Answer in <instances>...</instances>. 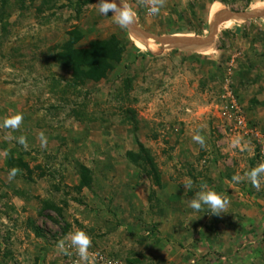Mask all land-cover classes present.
<instances>
[{
  "label": "rangeland",
  "instance_id": "1",
  "mask_svg": "<svg viewBox=\"0 0 264 264\" xmlns=\"http://www.w3.org/2000/svg\"><path fill=\"white\" fill-rule=\"evenodd\" d=\"M98 2L0 0V264H57L58 242L81 229L91 248L127 264H264V179L257 190L245 176L264 162V74L248 70L245 40L264 32V17L229 29L218 22L207 48L171 49L121 28ZM263 2L165 0L152 15L143 0L135 10L153 35L205 39L214 3L225 16ZM236 25L245 31L234 42ZM112 36L125 47L123 62L69 88V48ZM231 92L240 112H231ZM17 113L19 128L4 127ZM138 140L160 186L146 160L127 155L139 152ZM205 183L230 200L224 213L189 207Z\"/></svg>",
  "mask_w": 264,
  "mask_h": 264
},
{
  "label": "clouds",
  "instance_id": "2",
  "mask_svg": "<svg viewBox=\"0 0 264 264\" xmlns=\"http://www.w3.org/2000/svg\"><path fill=\"white\" fill-rule=\"evenodd\" d=\"M97 11L102 15H109L114 18L115 22L123 29L132 28L137 22V13L127 0H99ZM148 11L152 15H157L165 5V0H146ZM164 46V45H163ZM23 114L17 113L4 121V127L17 129L23 122ZM42 147H46L47 139L41 133ZM193 139L198 142L201 147L205 146V138L201 134H196ZM19 142L26 145V138L20 137ZM20 170L18 168L11 169L9 180L14 179ZM245 176L251 181V184L257 190H260L261 180L264 179V162L251 169ZM244 177L239 174H234L232 180L240 182ZM187 190L191 188V183L185 184ZM189 207L195 211H202L204 206L210 209V213H224L230 204V200L223 192H217L214 189H209L207 184L201 185V190L197 191L195 196L188 202ZM67 247L75 248L80 260L85 264H91L89 249L92 247L91 236L83 229L70 233L67 237L60 240L57 247L65 250Z\"/></svg>",
  "mask_w": 264,
  "mask_h": 264
},
{
  "label": "trees",
  "instance_id": "3",
  "mask_svg": "<svg viewBox=\"0 0 264 264\" xmlns=\"http://www.w3.org/2000/svg\"><path fill=\"white\" fill-rule=\"evenodd\" d=\"M125 47L120 40L112 36L105 40H96L88 48H69L66 55L63 57L65 65H67L73 74L74 81L69 84V88H76L84 85L86 81L99 82L106 78L108 72L114 70L120 65L125 58ZM131 84L132 78H127ZM131 86V85H129ZM139 152L128 151L127 155L135 160L136 156L142 160H146L153 168L152 174L156 185H161V175L156 164L151 159L150 153L145 145L137 141ZM81 176L83 178L82 185L87 186L91 179L90 169L82 166ZM88 178V179H87Z\"/></svg>",
  "mask_w": 264,
  "mask_h": 264
},
{
  "label": "crops",
  "instance_id": "4",
  "mask_svg": "<svg viewBox=\"0 0 264 264\" xmlns=\"http://www.w3.org/2000/svg\"><path fill=\"white\" fill-rule=\"evenodd\" d=\"M141 1V4L143 3V0H127V2L129 4H131L132 7H134V10H135V6H137V8H139L137 2ZM204 5V3H202ZM143 5V4H142ZM211 8V7H210ZM137 10V9H136ZM135 10V11H136ZM211 10V9H210ZM232 12V11H230ZM162 13V9H161V12L158 14V15H161ZM243 13H246V11H237V12H232V14H229V13H226L225 16L223 15V13L221 14L220 11L217 13V16L215 19H213L211 17V13L209 11V14H208V19H207V25H209V35H207V37L205 39H209L211 35L214 36V42L219 34V32L221 31L220 29V25L223 21V29H229V25L230 24H237L236 22H247V21H250V20H253V19H257V18H262L260 16L258 17H245V18H239V17H236L234 15L236 14H243ZM219 14V15H218ZM237 18V19H236ZM140 19V18H139ZM137 18V22L136 24L133 26L134 28V31L136 33V30L137 32H142L143 34H147L153 38L155 37H163L165 36L164 34H159V35H153L154 33L148 31L147 29H142V25L140 23V20ZM223 19V20H222ZM258 20V19H257ZM217 21L218 22H221V23H218V28H217V31L214 30V28H212V25L213 23ZM229 22L228 25H226V23ZM252 22V21H250ZM261 24H259L258 26H260ZM178 27V26H177ZM237 27V28H236ZM236 29L233 31V33H231L232 37H236L234 42H236L239 38V36H242L241 34H243V32L245 31L244 28L242 26H239V25H236ZM220 29V30H219ZM147 30V31H145ZM260 34L257 36V31L255 30L253 32V35L255 37H258L257 40H253L252 37H246L245 40L248 42V53L249 54V58H247L246 62H247V65H250L249 69L248 70H256V71H259V72H263L264 74V61L262 59H264V32L261 33L259 32ZM224 34V33H223ZM248 35H250V33H248ZM213 43V42H212ZM161 44V43H160ZM234 44V43H233ZM162 45V44H161ZM214 45V44H213ZM163 46V45H162ZM171 49H178L180 47H171V46H167ZM191 50H198L197 48L194 49V48H191ZM212 59V58H211ZM251 60V61H250ZM211 61H209L210 63ZM251 67H253L251 69ZM254 83H257L254 82Z\"/></svg>",
  "mask_w": 264,
  "mask_h": 264
},
{
  "label": "built area",
  "instance_id": "5",
  "mask_svg": "<svg viewBox=\"0 0 264 264\" xmlns=\"http://www.w3.org/2000/svg\"><path fill=\"white\" fill-rule=\"evenodd\" d=\"M228 97L229 101L232 99V102L229 103L231 112L232 109L240 112L236 107L237 101L233 96V93L231 92L228 94ZM238 121L242 123V120ZM89 253L91 264H127L126 262H123L122 260L96 248H90ZM57 264H85V262L80 260L75 248L67 247L66 245L65 250H59Z\"/></svg>",
  "mask_w": 264,
  "mask_h": 264
},
{
  "label": "bare ground",
  "instance_id": "6",
  "mask_svg": "<svg viewBox=\"0 0 264 264\" xmlns=\"http://www.w3.org/2000/svg\"><path fill=\"white\" fill-rule=\"evenodd\" d=\"M220 9H221V6L218 4V3H214V5L212 6V8H211V10H210V13H211V17L213 18V19H215L216 18V16H217V13L220 11ZM224 9V8H223ZM222 9V10H223ZM254 11H255V17H258V16H260V17H264V14H261V13H264V2L263 3H261L260 5H258L255 9H254ZM219 15V14H218ZM237 19V18H236ZM215 22H217V21H215ZM186 39V37L184 36V37H181V36H178V35H173V36H165V37H161L160 38V40H169L170 42H171V44L172 45H175V46H178V47H185V46H187L185 43H184V40ZM153 39H149L148 40V42L147 43H149V44H147L148 45V47H150V46H152L151 45V41H152ZM136 41V43L137 44H141L142 43V41L140 40V39H136L135 40ZM145 42V41H144ZM143 44V43H142ZM145 44V43H144ZM145 44V45H146ZM162 44H166V45H169V43H162ZM169 46H171V45H169Z\"/></svg>",
  "mask_w": 264,
  "mask_h": 264
},
{
  "label": "water",
  "instance_id": "7",
  "mask_svg": "<svg viewBox=\"0 0 264 264\" xmlns=\"http://www.w3.org/2000/svg\"><path fill=\"white\" fill-rule=\"evenodd\" d=\"M227 13L232 14V12H230V11H227ZM261 14H264V13H261ZM234 16L239 17V18L255 17V12L236 14ZM212 28H214V30L217 31L218 23L214 22L212 25ZM143 35H145V37L149 36L145 33ZM163 37H165V36H163ZM160 38L161 37H155L156 41L159 43H169V45H171L172 47H178V46L172 45L169 40H160ZM213 41H214V36L211 35L209 39H200L198 37L195 39H185L184 43L187 45V46H185V48H194L195 49V48H199V47L207 48L208 45L210 46V44Z\"/></svg>",
  "mask_w": 264,
  "mask_h": 264
}]
</instances>
